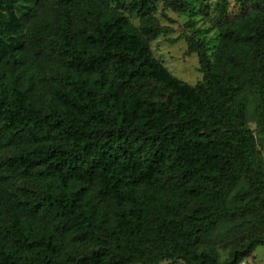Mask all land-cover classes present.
Returning <instances> with one entry per match:
<instances>
[{"label":"trees","instance_id":"1","mask_svg":"<svg viewBox=\"0 0 264 264\" xmlns=\"http://www.w3.org/2000/svg\"><path fill=\"white\" fill-rule=\"evenodd\" d=\"M235 1L216 3L213 44L186 36L191 84L152 50L155 0H0V264H240L264 247V0Z\"/></svg>","mask_w":264,"mask_h":264},{"label":"rangeland","instance_id":"2","mask_svg":"<svg viewBox=\"0 0 264 264\" xmlns=\"http://www.w3.org/2000/svg\"><path fill=\"white\" fill-rule=\"evenodd\" d=\"M217 2L218 0H207V7H203V9L199 8L198 14L195 15L173 10L168 7L166 0H155L156 10L154 14L159 24L167 27L168 31L152 42V50L156 57L160 59L174 75L188 83L196 84L202 79V73L199 71L200 63L197 53L189 52L186 36L193 33L196 29H201L203 31L201 36L211 41L212 44L214 43L218 26L223 21V17L216 14L215 5ZM119 5L118 2L114 3V6ZM240 10V5L237 4L235 0H230L229 11L232 14H236ZM130 18L135 25L139 26L140 18L137 15H130ZM190 19L196 21L192 26L187 25ZM250 125L252 128L256 127L253 120H251ZM224 242L225 241L219 243L220 257L222 260L227 255V247L222 245ZM161 264L184 263L165 261ZM240 264H264V247L258 246L257 249Z\"/></svg>","mask_w":264,"mask_h":264}]
</instances>
